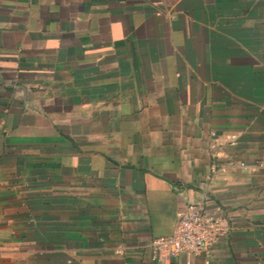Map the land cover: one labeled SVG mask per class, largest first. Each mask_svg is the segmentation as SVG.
<instances>
[{"label": "crops", "instance_id": "crops-1", "mask_svg": "<svg viewBox=\"0 0 264 264\" xmlns=\"http://www.w3.org/2000/svg\"><path fill=\"white\" fill-rule=\"evenodd\" d=\"M203 195L172 264H264V0H0V264H153Z\"/></svg>", "mask_w": 264, "mask_h": 264}, {"label": "built area", "instance_id": "built-area-1", "mask_svg": "<svg viewBox=\"0 0 264 264\" xmlns=\"http://www.w3.org/2000/svg\"><path fill=\"white\" fill-rule=\"evenodd\" d=\"M240 166L245 164L240 163ZM214 175L215 169H211L207 176L208 184ZM230 229L222 216L208 211L206 196L203 195L183 206L171 234L153 238L147 244L150 259L153 264H172L181 254H209L215 242L226 238Z\"/></svg>", "mask_w": 264, "mask_h": 264}]
</instances>
